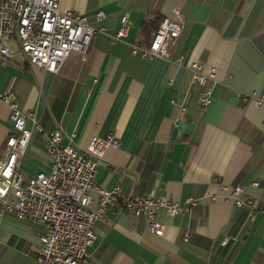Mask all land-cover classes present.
<instances>
[{"label":"crops","instance_id":"1","mask_svg":"<svg viewBox=\"0 0 264 264\" xmlns=\"http://www.w3.org/2000/svg\"><path fill=\"white\" fill-rule=\"evenodd\" d=\"M60 8L87 16L97 29L84 56L71 51L51 73L31 65L12 40L11 59L0 60V95L14 92L17 107L35 111L45 131L59 126L81 148L93 136L114 133L119 145L105 149L97 185L197 199L189 213L157 210L162 235L120 204L109 207L95 222L88 264H264V105L238 99L264 90V0H61ZM98 11L105 18L95 19ZM125 15L126 35L112 39ZM157 15L182 25L170 60L132 53L133 44H145L143 23ZM179 55L181 65L174 62ZM192 62L216 70L206 107ZM177 122L186 128L172 139ZM12 132L0 100V156ZM39 170H49V159L34 132L20 172L29 178ZM235 185L244 187L254 211L221 197ZM42 230L10 213L0 217V264H36Z\"/></svg>","mask_w":264,"mask_h":264},{"label":"built area","instance_id":"2","mask_svg":"<svg viewBox=\"0 0 264 264\" xmlns=\"http://www.w3.org/2000/svg\"><path fill=\"white\" fill-rule=\"evenodd\" d=\"M61 0H0V60L12 57L10 41L16 40L20 51L31 65L56 73L71 51L85 54L97 29L87 16L74 11H62ZM174 14H178L174 10ZM103 19L102 11L94 14ZM127 15L122 20L112 39L126 35ZM181 23L164 16L147 44H133L132 53L142 58L171 59L172 47L181 33ZM184 56L175 57L181 65ZM193 81L201 87L200 104L212 102V87L216 82L214 67L192 62L188 65ZM243 103L256 107L264 105V90H253L238 95ZM0 100L10 110L13 132L5 140L0 156V217L13 214L20 220H28L43 227L37 234L39 247L36 264H88L91 256L87 247L96 239L95 222L109 207L120 204L123 210L135 217H142L147 228L162 235L164 225L156 219L158 209L168 216L189 213L197 199L183 202L159 199L150 194H122L119 186L106 189L96 184L97 168L102 162L106 148L116 147L119 140L110 132L105 137L93 136L86 147L77 146L57 126L45 131L33 110L17 107L14 92H5ZM34 132L40 133L49 159V170H39L25 178L20 172L21 160ZM218 178H213V182ZM252 186L258 182L253 181ZM226 190L227 186L222 185ZM215 200V194L208 195ZM232 199L235 206L254 211L253 200L245 195L242 185H235L230 194L221 195ZM253 217V214H251ZM224 238L222 243H226Z\"/></svg>","mask_w":264,"mask_h":264},{"label":"trees","instance_id":"3","mask_svg":"<svg viewBox=\"0 0 264 264\" xmlns=\"http://www.w3.org/2000/svg\"><path fill=\"white\" fill-rule=\"evenodd\" d=\"M163 17H164L163 15H157L152 21L143 23L141 29L145 37L144 39L146 40L145 44H147L150 41L151 38L150 32L155 31L157 29V26Z\"/></svg>","mask_w":264,"mask_h":264},{"label":"water","instance_id":"4","mask_svg":"<svg viewBox=\"0 0 264 264\" xmlns=\"http://www.w3.org/2000/svg\"><path fill=\"white\" fill-rule=\"evenodd\" d=\"M186 126L184 123L182 122H177L175 124V126L172 129V134H171V138L174 139L176 137L177 134L180 133L181 130L185 129Z\"/></svg>","mask_w":264,"mask_h":264},{"label":"rangeland","instance_id":"5","mask_svg":"<svg viewBox=\"0 0 264 264\" xmlns=\"http://www.w3.org/2000/svg\"><path fill=\"white\" fill-rule=\"evenodd\" d=\"M12 44V41H10V45ZM15 47V45H13ZM27 154V153H26ZM27 174V172H25Z\"/></svg>","mask_w":264,"mask_h":264}]
</instances>
